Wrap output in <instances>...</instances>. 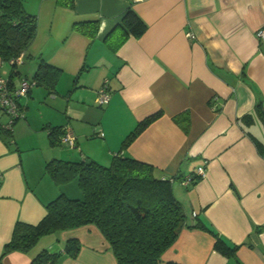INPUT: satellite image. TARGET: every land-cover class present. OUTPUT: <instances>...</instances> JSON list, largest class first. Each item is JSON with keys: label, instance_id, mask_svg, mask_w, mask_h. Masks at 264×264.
<instances>
[{"label": "crops", "instance_id": "1", "mask_svg": "<svg viewBox=\"0 0 264 264\" xmlns=\"http://www.w3.org/2000/svg\"><path fill=\"white\" fill-rule=\"evenodd\" d=\"M21 1L37 29L19 65L29 66L27 75L18 68L11 80L33 81L41 64L54 69L20 99L24 117L11 137L0 135V264H30L42 250L63 252L70 239L79 253L59 264H116L94 225L43 236L27 253L3 250L16 222L37 224L60 193L81 197L76 180L70 187L73 181L45 179L49 161L107 166L117 154L151 165L160 179L179 177L173 193L188 224L199 220L238 246L226 257L211 233L184 228L161 264H264V115L256 110L259 102L264 110V40L257 37L264 0ZM129 8L146 30L113 50L107 40ZM89 21L98 22L92 38L76 29ZM103 87L109 101L99 106ZM154 114L160 117L122 147ZM63 126L74 148L50 145L47 129ZM35 150L42 156L31 157ZM202 167L204 179L181 184Z\"/></svg>", "mask_w": 264, "mask_h": 264}, {"label": "trees", "instance_id": "2", "mask_svg": "<svg viewBox=\"0 0 264 264\" xmlns=\"http://www.w3.org/2000/svg\"><path fill=\"white\" fill-rule=\"evenodd\" d=\"M97 21L79 23L76 29L94 37ZM37 29L36 16L28 14L21 0H0V60L2 63L15 61L25 56ZM146 30L145 23L129 8L123 16L117 34L109 42L117 49L129 37L139 38ZM22 57V59H23ZM9 78L16 75L18 66L10 65ZM45 69H54L41 64L34 82L43 80ZM256 110L264 115L259 102ZM160 117L154 114L139 122L123 140L126 146L150 123ZM180 124L179 120H175ZM0 127V135L12 134ZM63 127H49L48 138L56 146L64 133ZM186 131L187 126H182ZM154 168L128 156L115 155L110 164L101 165L94 160L79 162L51 160L45 165V173L57 186L76 179L81 197L71 198L60 193L45 205V215L37 224L16 222L11 238L4 246L3 254L18 251L27 253L46 235L94 225L113 253L116 264H161L162 254L176 241L180 231L200 229L215 237L214 250L226 257H234L238 249L206 227L199 220L188 224L185 212L173 193V184L179 177L160 179ZM76 239L66 241L63 252L51 253L42 250L30 264H59L62 256L75 259L80 250ZM174 264V263H164Z\"/></svg>", "mask_w": 264, "mask_h": 264}, {"label": "built area", "instance_id": "3", "mask_svg": "<svg viewBox=\"0 0 264 264\" xmlns=\"http://www.w3.org/2000/svg\"><path fill=\"white\" fill-rule=\"evenodd\" d=\"M257 37L259 40H264V28L257 31ZM23 55H20L15 61H10L7 64L19 66L22 63ZM35 85L34 81L22 78L18 83L13 82L8 78H4L0 75V127L3 130H9L13 123L24 117V109L20 104V99L25 97L31 88ZM109 101V94L106 88L103 87L97 96L96 103L101 106L107 104ZM102 135V134H101ZM75 137L72 131L68 128H64V133L60 137V143L70 148L75 147ZM206 176L205 168H198L195 174V178L186 177L181 180V184L187 186L198 180L204 179ZM1 178V172H0ZM195 217V214L192 215Z\"/></svg>", "mask_w": 264, "mask_h": 264}, {"label": "rangeland", "instance_id": "4", "mask_svg": "<svg viewBox=\"0 0 264 264\" xmlns=\"http://www.w3.org/2000/svg\"><path fill=\"white\" fill-rule=\"evenodd\" d=\"M28 63H30V61H28ZM29 65V64H28ZM28 67L29 66H26V65H24V66H18L15 70L17 71L18 70V68L20 69V71L22 72V74L24 73H27V72H25L27 69H28ZM10 72H11V67H10V65L9 64H7V63H4V64H2V66L0 67V75L2 76V77H4V78H7L8 76H9V74H10ZM25 75H27V74H25ZM47 97V101L48 100H50V96L49 95H47L46 96ZM49 98V99H48ZM24 102V100H22V103ZM43 108L44 107H42L41 109L43 110ZM45 109V108H44ZM34 111H35V109H34ZM37 111V110H36ZM62 150H63V152H65V151H68V152H70V153H76L77 152V149H75V150H73V149H70V148H67V147H63L62 148ZM30 153V156L32 157V156H42V153H40L38 150H35L34 152L33 151H31V152H29ZM77 154V153H76ZM45 179H47V180H52V178H50V177H47V176H45ZM76 180V179H75ZM75 184H76V182L75 181H73L71 184H70V187L71 186H75ZM178 184V183H177ZM72 197V196H71Z\"/></svg>", "mask_w": 264, "mask_h": 264}]
</instances>
